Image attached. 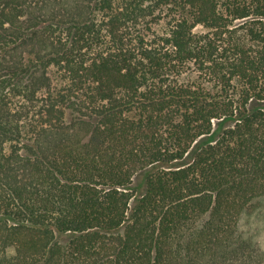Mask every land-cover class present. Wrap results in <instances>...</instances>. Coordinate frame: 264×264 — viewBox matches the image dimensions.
Instances as JSON below:
<instances>
[{
  "label": "trees",
  "instance_id": "obj_1",
  "mask_svg": "<svg viewBox=\"0 0 264 264\" xmlns=\"http://www.w3.org/2000/svg\"><path fill=\"white\" fill-rule=\"evenodd\" d=\"M263 196L264 0H0V264H264Z\"/></svg>",
  "mask_w": 264,
  "mask_h": 264
},
{
  "label": "rangeland",
  "instance_id": "obj_2",
  "mask_svg": "<svg viewBox=\"0 0 264 264\" xmlns=\"http://www.w3.org/2000/svg\"><path fill=\"white\" fill-rule=\"evenodd\" d=\"M139 192L145 189V174L143 172L136 175L134 184ZM253 210L242 214L240 220L241 229L247 234H253L254 238L264 247V196L255 200ZM9 255H14V248H10Z\"/></svg>",
  "mask_w": 264,
  "mask_h": 264
}]
</instances>
